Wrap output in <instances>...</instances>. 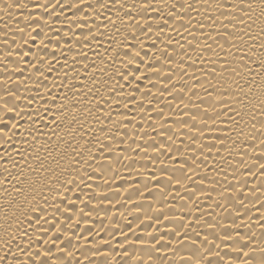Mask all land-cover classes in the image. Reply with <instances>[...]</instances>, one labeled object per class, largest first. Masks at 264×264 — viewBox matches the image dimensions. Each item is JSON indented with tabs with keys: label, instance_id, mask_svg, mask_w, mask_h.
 <instances>
[{
	"label": "bare ground",
	"instance_id": "bare-ground-1",
	"mask_svg": "<svg viewBox=\"0 0 264 264\" xmlns=\"http://www.w3.org/2000/svg\"><path fill=\"white\" fill-rule=\"evenodd\" d=\"M0 264H264V0H0Z\"/></svg>",
	"mask_w": 264,
	"mask_h": 264
}]
</instances>
